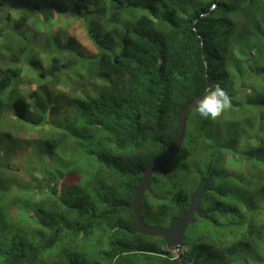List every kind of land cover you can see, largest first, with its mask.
<instances>
[{
    "label": "trees",
    "instance_id": "obj_1",
    "mask_svg": "<svg viewBox=\"0 0 264 264\" xmlns=\"http://www.w3.org/2000/svg\"><path fill=\"white\" fill-rule=\"evenodd\" d=\"M214 84L142 201L166 227L209 179L179 259L125 204ZM0 264H264V0H0Z\"/></svg>",
    "mask_w": 264,
    "mask_h": 264
},
{
    "label": "water",
    "instance_id": "obj_2",
    "mask_svg": "<svg viewBox=\"0 0 264 264\" xmlns=\"http://www.w3.org/2000/svg\"><path fill=\"white\" fill-rule=\"evenodd\" d=\"M202 97H198L195 101H192L180 113L178 120L179 134L174 145L169 147L163 155L158 157L146 170L142 172V182L137 187L132 202L125 205L127 209L131 210L135 214L138 226L137 232L150 237H162L166 242L167 248H177L182 246L184 235L188 227L195 223V217L198 216L199 218H205L212 212L203 211L201 209V201L207 192V183L209 181V179L203 178L200 180L197 189L191 194L187 210L184 211L182 215L172 218L167 227H163L161 225H148L145 223L142 215V201L145 192L151 189L150 182L152 175L156 170L161 168L163 163L174 157L180 150L186 133L188 112Z\"/></svg>",
    "mask_w": 264,
    "mask_h": 264
},
{
    "label": "clouds",
    "instance_id": "obj_3",
    "mask_svg": "<svg viewBox=\"0 0 264 264\" xmlns=\"http://www.w3.org/2000/svg\"><path fill=\"white\" fill-rule=\"evenodd\" d=\"M231 107H232V100L229 94L219 84H214V85H210L209 88L206 89V92L203 95V97L200 98L198 102L195 104V111L203 119L215 121L226 110L230 109ZM203 211H210V210H203ZM165 248H167L166 245H165ZM167 249L172 251L175 258L180 259L184 255V253L187 251V245H185L183 241L182 246H179L177 248H167Z\"/></svg>",
    "mask_w": 264,
    "mask_h": 264
},
{
    "label": "rangeland",
    "instance_id": "obj_4",
    "mask_svg": "<svg viewBox=\"0 0 264 264\" xmlns=\"http://www.w3.org/2000/svg\"><path fill=\"white\" fill-rule=\"evenodd\" d=\"M64 22H65V24L67 26L68 19L66 17L64 18ZM22 35H23L24 38L25 37H28L31 40H33V37H34V41H36V43H38L40 45H45L46 39H42V34H39V35L38 34H35V32H32L29 27H26L25 30L22 31ZM20 65H23V67H26L27 70H28V74H29V70L30 69H28V66L26 65L25 61H22L20 63ZM4 127L7 128L8 127V124L5 123ZM20 135H21L20 138H22V136L27 137L28 135H33V133H31V134H24V135L23 134H20ZM34 162H36V161H34Z\"/></svg>",
    "mask_w": 264,
    "mask_h": 264
}]
</instances>
